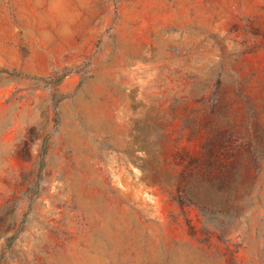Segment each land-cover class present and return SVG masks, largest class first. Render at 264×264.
Returning a JSON list of instances; mask_svg holds the SVG:
<instances>
[{
  "label": "rangeland",
  "instance_id": "rangeland-1",
  "mask_svg": "<svg viewBox=\"0 0 264 264\" xmlns=\"http://www.w3.org/2000/svg\"><path fill=\"white\" fill-rule=\"evenodd\" d=\"M0 264H264V0H0Z\"/></svg>",
  "mask_w": 264,
  "mask_h": 264
}]
</instances>
